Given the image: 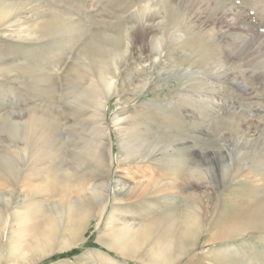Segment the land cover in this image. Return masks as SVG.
<instances>
[{
  "label": "rangeland",
  "instance_id": "1",
  "mask_svg": "<svg viewBox=\"0 0 264 264\" xmlns=\"http://www.w3.org/2000/svg\"><path fill=\"white\" fill-rule=\"evenodd\" d=\"M153 2L156 21L146 37ZM142 4L145 13L132 17ZM1 6L0 264H23L49 239V212L64 196L73 201L80 193L97 207L92 188L105 181L107 208L83 239L62 249L72 223L59 221L51 255L30 264H264V0H0ZM175 28L185 34L181 41L171 36ZM109 86L117 90L101 112L98 99ZM184 89H205L206 96L194 102L180 95ZM31 116L42 124L26 143L18 134ZM124 134L157 145L147 159L127 160ZM97 140L96 167L86 151ZM67 174L68 191L50 186ZM139 180L150 187L145 196L113 199L112 188ZM174 198L189 204L175 205ZM197 210V239L185 250L175 247L174 256L157 254ZM146 219L162 226L156 223L159 231L138 248L107 247L114 226Z\"/></svg>",
  "mask_w": 264,
  "mask_h": 264
},
{
  "label": "bare ground",
  "instance_id": "2",
  "mask_svg": "<svg viewBox=\"0 0 264 264\" xmlns=\"http://www.w3.org/2000/svg\"><path fill=\"white\" fill-rule=\"evenodd\" d=\"M155 6H156V3L153 2V5H151V7L149 9L150 13L153 14L152 15L153 17L150 18V16H151V14H150V16L147 20V23L145 26L146 29L144 30L146 37L149 36V34L152 32L151 30L155 26L156 15L154 12H152V8ZM147 7H148V4H142L138 10H135L134 12L131 13L132 17L137 15V14L143 15L145 13L144 10H146ZM0 8L7 9L5 6H1ZM137 11H140V12H137ZM2 14H3V12H2ZM198 17L201 18V15L198 14ZM137 24L138 23H134V27H136ZM133 31H134V29L132 30V32ZM180 31H181L180 28H175L174 31L171 33L172 38H176L177 41H181V39L184 37L185 34H181ZM132 32H130L129 34L131 35ZM176 32H179L180 34L176 35ZM222 34H223V31H222ZM126 39L129 40V42H128L129 45L133 44V40L131 38H129L128 35L126 36ZM118 69H119V67H116V70H118ZM184 70L187 71V69H184ZM207 77L210 80H215V81L217 80V78H214V77L209 76V75H207ZM233 81L237 84V86H239L242 89H249L250 88V86L243 79L241 82H238L237 80H233ZM224 85L225 84H223V83L221 84V86H224ZM116 90L117 89L113 88L112 86H109L104 99L103 100H102V98L98 99L100 101L102 100V102L99 101V103H101V104H99L100 108H101L100 109L101 112H103L106 108V100ZM184 93H186L187 98H190L194 102H195V100L193 98L195 97V95H198L200 98H204L203 96H206L205 89L199 90V91L198 90L197 91L186 90V89L180 90V95L184 94ZM41 124L42 123H39V121L34 116H31L28 119V122L26 123L25 128H22L23 130L20 128L22 131L19 132L18 137L20 139L24 140L26 143H28L31 140L36 129H38ZM20 129L18 128L17 131H19ZM100 131L106 137H109V132H108L107 127L101 126ZM120 131H122V130L120 129L119 132ZM125 136H126L125 134L121 135V137L119 135V142H120V147H121L123 156L127 160H132V159L140 160V161L145 160L152 154L151 152H153V150L155 148L154 146L157 145L154 142H148L147 138L141 137L140 140L134 141L130 138H126ZM97 141H98L97 143L93 142L91 144V146L86 151V154H88V155L91 154V156L93 157V161L95 162V166H96L97 162H99L100 164L102 163V160H101L102 159L101 143L99 140H97ZM88 155H86V157ZM173 155H175V153L171 152V153L167 154V156L169 158H171ZM81 158L83 159L84 157H81ZM111 165H112V160H111V162L109 161L108 168H110ZM136 169L138 171L139 170L142 171V168L140 166H137ZM149 182H151V181H149ZM72 183H73V181L69 177V174H67L66 176L64 175L61 177H57L52 184H50V183L49 184H50V186L54 184L53 186L56 187L57 189L63 188V191H68V189L72 187L71 186ZM154 184L156 185L155 182H154ZM82 185H83V187L81 189H79V191L85 192V189L87 187L85 186L84 183ZM172 185L176 188L178 187L177 182H173ZM50 186H48V187H50ZM101 188H103V192H100L99 189H101ZM149 188H150L149 185H145V183H141L140 180H139V182H137V181L132 182V184L129 185L126 189L124 187L117 188L115 186L114 188H112V190L115 192L113 199L115 201H117L118 197L125 198L126 200L132 198L133 196L136 198L137 197H143V196H145V194H147L149 192L148 191ZM109 191H110L109 181H105L101 184L94 185V187L92 188L90 200L93 199L94 197H98V195H99L97 207L91 201L83 198L80 193H78L77 199H74L73 201L68 200L67 195L64 196L63 198H65L66 200H62L61 204L56 205L55 209H51V211L49 212L50 213L51 236L49 237V239L47 241L45 240V241L39 243L38 245H36L32 249V251L29 252L24 257V263L30 264V263L34 262L39 257H45V256L51 255L50 252L53 251L54 242H55L54 240H55L57 228L59 226V221H61V224H62L64 219H65L64 221H66V223H72V228H70V230H69L70 233L67 235L68 237L65 236L66 239L61 241V244H63L62 249L63 248H69V247L74 246L75 244H78L83 239L84 233L86 232V230L90 227V224L92 223V219L95 218L98 220L100 213H102V215H103L104 211L106 210L108 202H109V198H110L109 196L111 194V193H109ZM175 197H177V196L175 195ZM176 200L177 199L172 201V202H175V205L181 204V203L185 204V205L189 204V202H187L186 199H183V200L181 199L182 202H177L180 200V198H179V200H177V201ZM122 201H124V200H122ZM120 207H121L120 204L117 205V203H115L114 207H113L114 208L113 211L114 212L119 211ZM145 211L147 212L148 210H144V212ZM146 212H145V214L147 216ZM64 213H65V215H64ZM200 214H201L200 210H197L195 213L194 212L193 213H191V212L187 213L186 218H185V222H184L185 223L184 228L181 229V231L179 232V235L175 237L176 240L173 241L171 239V240L166 241L165 243L163 242L164 244H162V246H159L158 249L155 248L156 253L159 255L164 253L167 256V252H170L168 255V256H170V254H173V252L176 251V249H174L175 247H177L178 248L177 250H179V251L185 250L189 244L187 242V240L197 239V237L200 233V230H201ZM149 217H151V216H149ZM143 219H145V218H143ZM116 220L119 221L118 219H116ZM147 220L148 219H146L144 221L145 223L139 222L140 224H136V223L135 224H133V223L129 224L127 222H122L119 225L114 226L111 229V234L109 236L110 237V239H109L110 244L106 243L107 247L108 248H111L112 246H113L112 248L118 247V248L122 249L123 251L131 250L132 248H138V246H140L146 239H149L151 237V235L154 234V232L157 230L159 224L162 226V222L161 223L158 222L159 223L158 224L154 220H148V222H147ZM142 221L143 220H141V222ZM158 231L159 230H157V232ZM193 246H194V243H193ZM178 255H180V254H178ZM173 256H174V254H173ZM171 258H173V257H171Z\"/></svg>",
  "mask_w": 264,
  "mask_h": 264
}]
</instances>
